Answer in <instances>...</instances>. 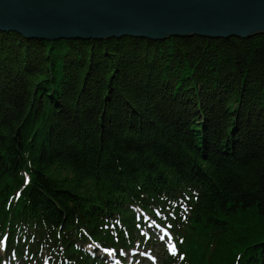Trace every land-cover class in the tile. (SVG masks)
<instances>
[{
	"label": "trees",
	"instance_id": "obj_1",
	"mask_svg": "<svg viewBox=\"0 0 264 264\" xmlns=\"http://www.w3.org/2000/svg\"><path fill=\"white\" fill-rule=\"evenodd\" d=\"M136 208L171 235L163 264H264V35L0 33L6 257L105 264L85 248L146 249Z\"/></svg>",
	"mask_w": 264,
	"mask_h": 264
},
{
	"label": "water",
	"instance_id": "obj_2",
	"mask_svg": "<svg viewBox=\"0 0 264 264\" xmlns=\"http://www.w3.org/2000/svg\"><path fill=\"white\" fill-rule=\"evenodd\" d=\"M0 33L26 40H247L264 35V0H0Z\"/></svg>",
	"mask_w": 264,
	"mask_h": 264
},
{
	"label": "rangeland",
	"instance_id": "obj_3",
	"mask_svg": "<svg viewBox=\"0 0 264 264\" xmlns=\"http://www.w3.org/2000/svg\"><path fill=\"white\" fill-rule=\"evenodd\" d=\"M144 226L146 228L148 226L147 223L144 224ZM147 229H149V227H147ZM150 230L153 231L152 229ZM143 236H146L147 237L146 239H148V241L150 242L147 250L140 249L139 241H136L135 247H138L139 253L134 252V254H137V255H134V257H137V259L135 260V262H131L130 259H128L126 260L125 263L127 264H163L162 257L164 256L163 255L164 251L165 253H167V255H170V256L177 255V250L175 249L174 244H172L171 239L168 237L167 234H164L163 232L154 231L153 235L143 232L142 237ZM162 236L165 237L166 240L164 243L166 244L161 243V241H163ZM146 239L144 240V242H146ZM151 242H154L155 246H153L154 244H152ZM87 251L92 253L93 249L87 248ZM91 256L96 257L101 261H102V258H106V261L108 262V264H122L121 261L115 259L111 253L99 252L98 254H96L95 252H93ZM0 260H1L0 264H15V263H10L12 262L11 258H7V257L4 258L1 252H0Z\"/></svg>",
	"mask_w": 264,
	"mask_h": 264
},
{
	"label": "snow or ice",
	"instance_id": "obj_4",
	"mask_svg": "<svg viewBox=\"0 0 264 264\" xmlns=\"http://www.w3.org/2000/svg\"><path fill=\"white\" fill-rule=\"evenodd\" d=\"M174 250V249H173Z\"/></svg>",
	"mask_w": 264,
	"mask_h": 264
}]
</instances>
